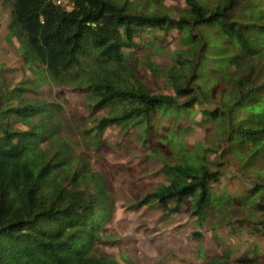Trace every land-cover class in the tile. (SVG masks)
I'll use <instances>...</instances> for the list:
<instances>
[{"label": "trees", "instance_id": "1", "mask_svg": "<svg viewBox=\"0 0 264 264\" xmlns=\"http://www.w3.org/2000/svg\"><path fill=\"white\" fill-rule=\"evenodd\" d=\"M4 1L7 41L17 40L24 67L36 77L11 88L0 74V264H119L95 251L108 238L111 203L104 179L86 170L73 146L97 150L111 125L135 129L162 161L164 183L137 206L153 203L175 214L189 203L200 222L224 201L225 192L217 196L210 183L222 167L235 166L255 183L229 196L226 209L262 215L252 233L264 236V169H257L264 165V0H182V9L162 0L147 7L70 0L71 10L48 0ZM172 32L176 48L168 52ZM145 34L144 42L165 50L166 67L156 76L172 95L153 93L129 60L126 50ZM43 79L83 97L86 122L68 115L80 141L60 105L25 96ZM180 123L211 127L192 153ZM258 245L201 264H264Z\"/></svg>", "mask_w": 264, "mask_h": 264}, {"label": "rangeland", "instance_id": "2", "mask_svg": "<svg viewBox=\"0 0 264 264\" xmlns=\"http://www.w3.org/2000/svg\"><path fill=\"white\" fill-rule=\"evenodd\" d=\"M112 1L123 3L125 0ZM136 1L142 7L149 4V0ZM162 5L176 9L185 7L182 0H162ZM9 20L10 3L0 0V74L4 76V82L13 88L25 79L33 80L36 75L24 67L17 40L13 39L11 43L7 41ZM145 36L147 35H142L139 39L136 37L135 48L126 50L131 54L129 60L153 93L172 95V91L165 88L162 80L156 76L166 67L167 56L163 53L165 50L157 49L150 41L144 42ZM177 37V32L168 36L165 45L168 52L176 48ZM35 71L39 72L38 69ZM152 77L156 78V83ZM43 80L39 87L30 86V91L25 96L28 99L42 98L60 105L67 115L71 129L73 128L72 136L79 139L75 125L68 115L76 114L77 122H86L83 97L68 88H60ZM16 127L25 130L24 127ZM181 127L184 130L182 142L189 153L194 151L196 143L203 141L205 134L211 132L210 125H176V128ZM165 128L163 125L162 130ZM189 128L192 129L191 132ZM67 135L69 137L66 138L73 144L70 135ZM89 142H92L91 145L95 144L92 139ZM99 142L100 148L88 153L83 150V146H73L76 155L80 156L79 160L87 164L86 170H92L104 179L111 203L112 218L106 225L108 238L104 243L94 246L100 256H110L119 264H201L206 259L220 257L224 253H229L231 258L238 257L253 248L250 245L254 242H258L259 249L263 250L264 236L261 233H252V224L262 220V215L251 219L248 217L247 207L226 209L224 204L227 199L230 200L229 196H242L249 190L255 183L251 173L242 174L235 166L222 167L224 174L211 182L210 186L217 196L225 192L224 201L221 200V206L213 209L207 219L199 222L197 217L191 216L189 203L181 205L179 212L175 214H169L167 209L153 203L137 206L145 196L164 183L165 178L159 174L162 167L160 155L155 158L152 156L150 149L140 143L135 129L127 131L108 126L99 135ZM41 147L46 148L47 145L43 143ZM211 158L209 156V160ZM257 169L263 171L264 165H259ZM255 228L260 227L257 225Z\"/></svg>", "mask_w": 264, "mask_h": 264}, {"label": "built area", "instance_id": "3", "mask_svg": "<svg viewBox=\"0 0 264 264\" xmlns=\"http://www.w3.org/2000/svg\"><path fill=\"white\" fill-rule=\"evenodd\" d=\"M54 6L60 7L64 10H71L70 0H48Z\"/></svg>", "mask_w": 264, "mask_h": 264}, {"label": "clouds", "instance_id": "4", "mask_svg": "<svg viewBox=\"0 0 264 264\" xmlns=\"http://www.w3.org/2000/svg\"><path fill=\"white\" fill-rule=\"evenodd\" d=\"M51 3V2H50ZM52 4V3H51ZM53 5V4H52Z\"/></svg>", "mask_w": 264, "mask_h": 264}]
</instances>
